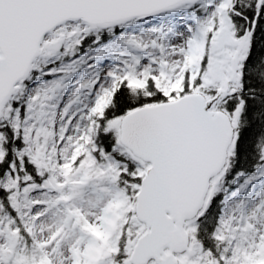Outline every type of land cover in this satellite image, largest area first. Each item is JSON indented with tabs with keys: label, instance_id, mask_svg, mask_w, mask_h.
Wrapping results in <instances>:
<instances>
[{
	"label": "snow or ice",
	"instance_id": "1",
	"mask_svg": "<svg viewBox=\"0 0 264 264\" xmlns=\"http://www.w3.org/2000/svg\"><path fill=\"white\" fill-rule=\"evenodd\" d=\"M0 264H264V0H0Z\"/></svg>",
	"mask_w": 264,
	"mask_h": 264
}]
</instances>
